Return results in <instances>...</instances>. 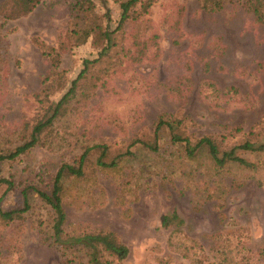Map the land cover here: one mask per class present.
I'll return each mask as SVG.
<instances>
[{
	"label": "rangeland",
	"instance_id": "374dc122",
	"mask_svg": "<svg viewBox=\"0 0 264 264\" xmlns=\"http://www.w3.org/2000/svg\"><path fill=\"white\" fill-rule=\"evenodd\" d=\"M75 1L41 0L28 17L0 21L7 49L0 64V152L28 135L25 124L40 112L35 95L52 68L65 71V88L51 95L56 102L82 60L96 57L90 43L68 45L48 60L32 42L38 37L58 47L70 33ZM92 1L113 30L119 0ZM112 38L115 46L89 66L36 145L1 165L12 188L0 185V208H22L26 191L30 209L24 220H0V264H68L42 241L52 215L32 188L49 192L58 167L87 145H105L111 156L124 153L133 138L148 140L157 120L168 117L180 120V133L192 141L222 136L235 144L250 130L257 134L251 140L264 141V124L258 126L264 120V25L243 0H225L217 12L205 11L199 0H155L147 15ZM132 152L114 168L97 167L95 177L89 165L85 181L65 183L69 233L115 232L129 249L123 264H264V155L239 153L257 164L256 173L235 164L219 172L204 150L186 157L166 130L156 153L142 146Z\"/></svg>",
	"mask_w": 264,
	"mask_h": 264
},
{
	"label": "trees",
	"instance_id": "16d2710c",
	"mask_svg": "<svg viewBox=\"0 0 264 264\" xmlns=\"http://www.w3.org/2000/svg\"><path fill=\"white\" fill-rule=\"evenodd\" d=\"M199 1L205 11L217 12L222 9L225 0ZM40 2L41 0H3L0 2V21H14L28 17ZM154 2L155 0H119V18L117 19L116 27L110 30L108 26L110 17L107 13L102 17L98 16L92 0H76L71 10L72 26L69 35L65 38L67 41L64 40L58 47H54L45 44L38 37H33V44L38 48L41 55L48 60L59 58L60 51H63L66 47H81L90 43L91 47L96 50V57L82 60V69L76 79L71 81L70 87L56 102L51 101V95L65 88V71L59 65H56L43 78L42 88L35 95L40 105V112L37 113L32 125L27 123L24 126L29 129L28 135L14 148L0 152V185H6V191L12 188V183L2 177L1 165L4 162L16 160L36 145L38 136L53 124L61 107L74 96L76 84L87 74L89 66L100 62L101 58L107 55L112 50V47L115 46L112 38L115 31L123 30L127 24L137 22V20L147 15ZM243 3L252 14L254 20L258 24L264 25V0H243ZM136 7H139V9L135 10ZM153 38H156V35H153ZM144 50L143 47L138 51L139 55H137V58L138 56L140 57L136 59L137 61H140L144 56ZM6 51L5 41L0 35V64L5 60ZM263 124L264 120L258 126ZM180 125L181 122L176 117L159 118L148 140L133 138L124 153H117L113 156L107 155L108 147L105 145H87L82 148L77 158L71 162L62 163L58 167L52 177V186L49 192L33 187L34 193L50 209L52 215L49 236L45 237L44 233L42 241L57 248L64 262L68 264H123L129 254V249L121 242L115 232L103 229L75 235L68 232V218L63 200L68 191L65 183L72 181V184H76L77 182L85 181L89 177L88 173H86L89 165L92 168L94 177L97 167L114 168L118 166L123 158L135 156L132 148L136 146H142L146 150L156 153L159 150L160 132L162 130H166L169 133L171 144L183 146L185 156L188 158L196 156L201 150L206 151L213 161L214 167L219 172L230 164H235L252 173L257 172V164L239 154L264 155V141L251 140L252 137L257 135L252 130L248 132L245 140L233 144L226 141L222 136H218V138L202 137L192 141L188 136L180 133ZM236 131L240 132V129H236ZM92 152H97L98 154L94 160L90 158ZM29 209L28 194L23 191V207L15 210H3L0 208V220L7 225L14 223V221L24 220L26 218L25 214ZM169 221L168 217H164L162 224L168 225Z\"/></svg>",
	"mask_w": 264,
	"mask_h": 264
}]
</instances>
